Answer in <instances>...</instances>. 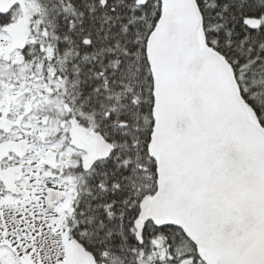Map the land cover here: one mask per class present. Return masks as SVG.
<instances>
[{
  "label": "snow or ice",
  "instance_id": "obj_1",
  "mask_svg": "<svg viewBox=\"0 0 264 264\" xmlns=\"http://www.w3.org/2000/svg\"><path fill=\"white\" fill-rule=\"evenodd\" d=\"M0 264H264V0H0Z\"/></svg>",
  "mask_w": 264,
  "mask_h": 264
}]
</instances>
